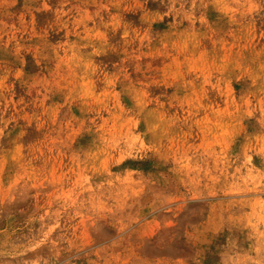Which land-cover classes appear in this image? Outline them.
Returning <instances> with one entry per match:
<instances>
[{
  "label": "rangeland",
  "instance_id": "rangeland-1",
  "mask_svg": "<svg viewBox=\"0 0 264 264\" xmlns=\"http://www.w3.org/2000/svg\"><path fill=\"white\" fill-rule=\"evenodd\" d=\"M0 264H264V0H0Z\"/></svg>",
  "mask_w": 264,
  "mask_h": 264
}]
</instances>
